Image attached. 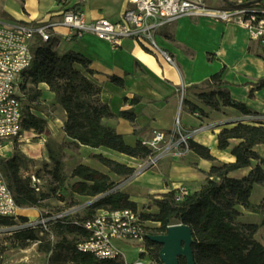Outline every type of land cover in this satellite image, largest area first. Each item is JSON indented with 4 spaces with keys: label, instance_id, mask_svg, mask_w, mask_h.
Returning a JSON list of instances; mask_svg holds the SVG:
<instances>
[{
    "label": "trees",
    "instance_id": "obj_1",
    "mask_svg": "<svg viewBox=\"0 0 264 264\" xmlns=\"http://www.w3.org/2000/svg\"><path fill=\"white\" fill-rule=\"evenodd\" d=\"M251 1L236 4L222 0L225 10L251 6L253 5ZM57 44L56 38L47 42L37 38L30 48L31 65L22 74L24 84L21 85V90H23L24 99L22 100L21 130L36 135L44 134L47 122L44 118L37 116L42 109L39 101L41 91L37 89V86L44 84L54 95L55 104L65 113L62 132L72 141L74 147L106 149L140 161L154 156V152L144 146L141 141H137L135 146L127 145L122 135L104 123V120L115 117L134 123L135 115L132 110H129L121 111L115 116L108 105L100 100L101 87L90 79L93 75L90 69L91 61L72 50L59 54L56 50ZM258 56L264 62V52ZM108 79L118 87L124 85L121 78L110 76ZM228 86L222 81L220 71L211 75L200 85L185 88L181 111L187 108L189 112L202 113L198 107L185 99L187 96L214 112L219 113L229 108L243 116H261L243 102L233 99L227 89ZM248 86L251 87L250 93L262 91L264 78L253 84L244 85V87ZM140 101L141 97L133 96L130 104L133 106ZM161 132L165 136L171 134L170 131ZM136 134L137 132L134 131V135ZM188 142L189 150L195 156L205 161H215L207 147L191 139ZM216 142L218 150H230L234 162L212 165L206 174L204 185L183 200H176L174 190L148 196L156 212L152 215L142 214L141 218L159 224L154 231L148 229V234L165 233L168 227L176 224L189 226L194 239L192 253L195 264H264V246L254 238L258 228H264V218L258 225L236 223L242 215L237 208L248 210L252 207L250 196L254 186L264 187V161L254 151L256 146L264 145V121L254 120L223 125L216 136ZM233 142L237 143L233 145ZM10 144V155L0 159V175L16 207L41 211L48 207L45 201L49 199V196L45 195L43 190L36 194L30 188V178L26 174L32 173L30 170L34 166V161L18 149L14 140ZM65 148V143H56L49 139L45 141L48 165H50L49 187L52 192L57 191L56 193H58L57 188L62 187L66 182L63 162ZM91 158L104 166L110 174L118 177L119 181H113L107 174L85 165L74 166L70 177L77 181L71 187L72 194L95 199L83 211V218L64 216L53 221L56 241H50L48 234L41 226L15 230L9 238V244L0 245V264L1 256L8 248L24 249L33 244L36 245L38 253L49 255L48 264H123L120 260L100 261L91 254L77 251L78 243L89 236L83 224L93 218L96 211L137 210V204L130 201L127 194L116 190L119 182L131 177L135 169L102 155H92ZM254 162L256 164L253 165ZM247 169H250L249 173L242 178L230 177V174L237 170ZM34 174L40 177L38 172ZM26 222H28L27 218L22 216H0V228L16 227ZM143 246L151 252L154 260L161 264L159 260L161 247L150 242L146 236ZM178 264H186L185 259L179 258Z\"/></svg>",
    "mask_w": 264,
    "mask_h": 264
},
{
    "label": "crops",
    "instance_id": "obj_2",
    "mask_svg": "<svg viewBox=\"0 0 264 264\" xmlns=\"http://www.w3.org/2000/svg\"><path fill=\"white\" fill-rule=\"evenodd\" d=\"M227 1L243 4L248 0ZM16 2L20 7L17 10L18 12L14 15H9L13 16L14 22L27 24L56 20L60 14L70 9L79 10L87 20L105 18L117 21L126 8V0H17ZM204 2L206 3L205 0ZM210 4V6H206L211 9H225L222 0H210ZM173 31L179 40H185L188 36L194 40V64L196 60L201 59L208 66L215 65L216 72L225 66L226 73L223 81L229 85L227 89L230 96L235 99L234 93L241 92L246 97L244 102L248 104L247 93L251 87H244V85L255 83L251 81L253 77H258V80L264 78V62L258 56L263 51L257 42L251 41L247 33L239 25L210 18H198L194 21L181 18L174 26ZM58 33L60 36L56 38L58 41L56 50L59 54L72 50L82 54L91 61L90 69L93 71V75L90 76V79L101 87L100 100L108 105L110 111L115 116L121 111H133L135 115L134 123L119 117L104 120L107 126L114 128L118 134L122 135L124 142L129 146H135L137 141L143 142L151 139L157 131H170L172 133L173 124L181 107L179 104L181 88L185 89L191 85H200L212 75V73H207L199 76L195 73L194 68L193 79L190 69L187 70L180 62L184 58L183 54L173 44L164 42L162 39L160 40V45L174 56L175 66L166 64L149 48L146 46L142 47L132 40H123L120 46L114 50L107 43L99 41L90 35H84L72 42H65L62 37L65 34V30L60 29ZM249 41L252 43L250 44ZM252 44H256L261 50V53H258L257 56L248 55L247 50L252 47ZM207 54L212 55L215 60L213 63L206 61ZM228 58L232 59V64L228 63ZM110 76L121 78L124 81L123 87L112 84L108 79ZM232 78L235 80H232ZM246 78L250 81H246ZM37 89L41 91L40 104L56 106L60 112L59 130L63 137L69 143H72L62 132L66 117L64 111L55 104L54 95L48 91V87L44 84H39ZM261 92H257L255 95ZM133 96L141 97V101L132 106L130 100ZM185 99L198 107L204 116L200 117L195 113L185 112L183 119H181V124L184 127L197 128L203 124V126L208 125L213 128L227 123L229 119L239 117V113L233 109L226 108L223 113H218L202 106L192 97L185 96ZM247 107L251 109V107ZM253 111L259 113L258 110ZM37 116L46 119L43 113H37ZM219 130L215 128L212 132L204 131L196 135L194 140L191 139L207 147L210 154L215 158L214 162L202 160L194 155V161L192 162L194 166L192 167L188 163L177 161L174 157L172 159L171 156H165L155 169L141 172L131 178V180L119 183V187L117 186L120 188L119 191L127 194L130 201L135 202L138 207L144 196L164 194L174 190L180 184L191 185L194 188L193 192L199 190L204 185L206 174L212 165L234 162L229 149L220 151L217 148L216 136ZM134 131L137 132L136 135H134ZM45 133L46 130L41 135L26 132L23 141L16 143L18 149L26 157L32 159L34 163L38 157L35 150L37 151L39 147H45L43 144L45 143L43 138ZM209 134L210 140L207 139ZM28 138H36V141L30 143ZM79 148L92 155H100L101 153L96 151L104 150L108 153L106 154L107 158L134 169L137 168L136 166L140 162V160L124 155H112L109 152L110 150L106 149H91L84 146H79ZM10 151L11 144L8 143L4 149V158L10 155ZM45 151L46 149H44V156ZM254 151L264 161V145L256 146ZM225 153L226 156H224ZM46 160H48L47 156ZM80 164L107 174L111 180L115 181L108 170L107 172H102L89 164ZM249 171L250 169H247L241 173L246 176ZM115 178L118 179L116 176ZM33 212H35L33 209L19 208L17 215L28 218V215ZM240 212L242 213V211Z\"/></svg>",
    "mask_w": 264,
    "mask_h": 264
},
{
    "label": "built area",
    "instance_id": "obj_3",
    "mask_svg": "<svg viewBox=\"0 0 264 264\" xmlns=\"http://www.w3.org/2000/svg\"><path fill=\"white\" fill-rule=\"evenodd\" d=\"M210 18L223 20L239 25L251 41L257 42L264 52V2L251 6H243L231 10L208 8L204 0H126V8L119 20L111 21L105 18L87 20L79 10H66L56 20H49L34 25L7 23L0 21V159L4 158L6 145L14 140L17 144L23 141L26 132L21 130L22 100L24 93L20 81L22 74L30 67L32 54L30 48L39 38L47 42L60 36L58 30H65L62 35L65 42H72L84 35H90L99 41L107 43L112 49H117L123 40H132L140 46H146L159 56L166 64L175 66L171 56L160 49L155 36L159 29L181 18ZM184 97V89L180 90V104ZM263 117V116H261ZM261 117H251L263 120ZM178 120V119H177ZM193 130L190 135L174 139L169 134V143L165 146L167 136L157 131L149 140L142 144L154 152V156L143 161L137 168L139 174L154 168L159 160L174 154L182 157L190 152L188 141L192 134L201 131ZM30 178L31 190L39 194L43 190V182L34 173L26 174ZM176 200H183L190 194L182 184L174 188ZM16 207L12 196L0 175V216L17 217ZM141 213L129 209L119 211L98 210L93 218L83 224L89 236L78 243L77 251L93 255L100 261L122 260L123 264H149L143 255L144 237L148 235L149 222L141 218ZM64 217L62 214L53 216L55 221ZM156 228L158 223H154ZM34 227L28 222L16 226V230ZM119 243L138 244L139 259L126 262Z\"/></svg>",
    "mask_w": 264,
    "mask_h": 264
},
{
    "label": "rangeland",
    "instance_id": "obj_4",
    "mask_svg": "<svg viewBox=\"0 0 264 264\" xmlns=\"http://www.w3.org/2000/svg\"><path fill=\"white\" fill-rule=\"evenodd\" d=\"M17 0H0V21L1 22H7V23H15L13 20V16L15 13H17L18 9L20 8L16 2ZM206 3L204 2L205 5H211L210 0H205ZM264 2V1H263ZM217 7V6H216ZM218 10H223V8H215ZM10 14V15H9ZM183 19H188L190 21L197 20L198 18L190 17V18H183ZM216 20V19H214ZM179 21V20H178ZM178 21H175L169 25H166L159 29L156 33L155 36V42L157 46L169 53L164 47L160 45V40L164 42H168L170 44H173L175 48L179 49V51L183 54V59L181 64H183L187 70L190 69L191 72V77L194 79V68H195V73L199 76L207 74V73H213L216 72L215 68L216 66H208L204 64L201 59L196 60L194 64V40L189 38H185V40H179L176 38V34L173 31L174 26L177 24ZM221 22H227L223 20H217ZM232 23V22H231ZM189 35V33H188ZM250 44L252 43L249 41ZM248 55L251 56H257L258 53H261L260 48L256 44H252V47L247 50ZM172 60L175 62L174 56L169 53ZM230 55V54H228ZM206 61L208 63H213L215 60L212 58V55L207 54L206 55ZM228 63L232 64V59L228 58L227 59ZM176 63V62H175ZM195 65V66H194ZM228 69V68H227ZM222 72V81L224 80V75L226 71V67L223 66V68L219 69L218 72ZM228 71V70H227ZM217 73V72H216ZM215 74V73H214ZM259 76V75H257ZM264 77V74H263ZM258 77H253L251 81L256 82ZM232 80H235L232 78ZM244 81V80H243ZM246 81H250L246 78ZM224 82V81H223ZM20 84H24L23 77L20 81ZM248 89L247 93V98H248V104H246L244 101L246 100L245 95H242L241 92H236L234 93L235 100L240 101L245 103L247 106L251 107L253 110H258L259 114L263 117L264 119V90H262L261 93L256 94L257 92L250 93ZM23 92V90H22ZM260 92V91H258ZM179 104H180V98H179ZM181 105V104H180ZM41 111L38 113H43V116L46 118L47 126H46V133L44 135L45 141L47 139L53 140L56 143H65L66 148L63 151V162H64V173L66 176V182L62 187H58V193L57 191L52 192L50 187H49V174L48 171L50 170V165H48V160H46V151H45V156L43 155L44 153V148L39 147L37 151L35 150L37 154V159L34 163V166L31 168V172H38V175L41 177L42 182H43V193L45 195L49 196V199L45 201V204L48 205V207L42 209L41 211L38 209H33L35 212H33L31 215H28V223L33 224L34 226H41L44 231L48 234V238L50 241H56L57 238L54 236V231H53V221L50 219L53 216H56L58 214H62L63 216H79V218H83V211L85 210L86 207H88L92 202L93 199L90 198H82L78 197L76 195H73L71 190H72V185L77 181L75 178L70 177L71 170L73 169L74 166L80 164V163H86L91 165V167L98 168L102 172H107V169L102 166L100 163H98L96 160L92 159L91 156L92 154L86 153L83 149H80L79 147H74L72 143H69L61 134L59 130V124L61 120V115L56 106L53 105H46V104H41ZM187 108H184V110L181 111V107L178 110V116L175 119V122L173 124V131L171 134L174 135V139H180L181 137H185L186 135H190L193 130L198 129L195 127H184L181 124V119H183L185 112H187ZM225 111L223 109L222 113ZM235 111V110H234ZM196 115L203 117L204 114L200 112H196ZM178 119V120H177ZM251 122L252 118L243 116L239 114L238 118H232L227 121L225 124H220L218 126H215L211 128V126L206 125L205 128L201 129V131H198L197 133L192 134V138L194 140L195 136L203 133L204 131H210L212 132L215 128L220 129L221 126L223 125H230V124H235L238 122ZM203 126L200 125L199 128ZM210 134L207 135V139L210 140ZM169 136L165 138V142L162 144L165 146L167 143H169ZM30 143L36 141V138L30 139L28 138ZM189 143V142H188ZM237 142H233L232 144H236ZM45 146V143H43ZM8 150V149H6ZM101 154H108L104 150L96 151ZM112 153V155H116L118 153L109 151ZM228 152V151H226ZM100 154V155H101ZM103 157L107 158V155ZM123 156V155H122ZM173 159L174 154L169 155ZM226 156V153L224 154ZM176 158L177 161L179 162H185L191 165L192 167L194 164L192 162L194 161V154L191 152L186 153L182 157H174ZM161 160H159L156 164L160 163ZM143 161H140L136 167H138ZM162 162V161H161ZM253 164H256L255 162ZM151 168L149 170H153L156 168ZM264 167V165H263ZM136 170V169H135ZM243 170H237L233 173L230 174L231 178H242L244 177L242 175ZM137 173L136 171L134 174L129 177L128 179L121 180L119 183L126 182L128 180H131L134 176H136ZM115 181H119V179H116L115 176L111 175ZM188 188L189 192L192 193L194 188L190 185H184ZM119 187V186H118ZM116 188V190H119L120 188ZM148 196H144V198L139 202L137 211L140 212L141 214H148L152 215L156 212L154 207L151 205L150 200L148 199ZM250 203L252 207L248 210H244L241 207H238L237 209L242 211V215L237 219L236 223L237 224H256L258 225L261 221L262 218H264V187L256 185L254 186L251 196H250ZM32 209V208H31ZM149 222L147 225L149 226V230L154 231L156 229V225H154L155 222L148 220ZM16 230V227H9V228H0V245H8L9 244V238L10 236L14 233ZM254 238L261 243L264 246V228L260 227L256 231ZM119 248L121 249V252L123 256L125 257L126 262L130 263L133 262L137 259H139V246L138 244H124V243H119ZM146 255H143V259L147 261L149 264H158L154 258L152 257V254L149 250L146 249ZM48 258L49 255L47 254H42L38 253L36 250V245H30L24 249H15V248H8L7 251L1 256V264H48ZM122 261V260H121ZM123 262V261H122Z\"/></svg>",
    "mask_w": 264,
    "mask_h": 264
},
{
    "label": "water",
    "instance_id": "obj_5",
    "mask_svg": "<svg viewBox=\"0 0 264 264\" xmlns=\"http://www.w3.org/2000/svg\"><path fill=\"white\" fill-rule=\"evenodd\" d=\"M262 1L252 0L250 3L257 4ZM146 238L161 247L159 251L161 264H178L179 258H184L186 264H195L192 253L194 239L189 226L184 224L172 225L167 228L165 233L148 234Z\"/></svg>",
    "mask_w": 264,
    "mask_h": 264
}]
</instances>
